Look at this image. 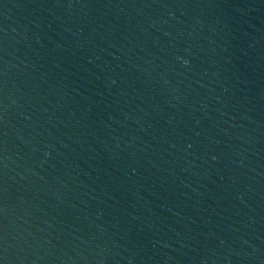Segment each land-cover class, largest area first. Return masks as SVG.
<instances>
[{
    "label": "water",
    "instance_id": "95a60500",
    "mask_svg": "<svg viewBox=\"0 0 264 264\" xmlns=\"http://www.w3.org/2000/svg\"><path fill=\"white\" fill-rule=\"evenodd\" d=\"M0 264H264V0H0Z\"/></svg>",
    "mask_w": 264,
    "mask_h": 264
}]
</instances>
